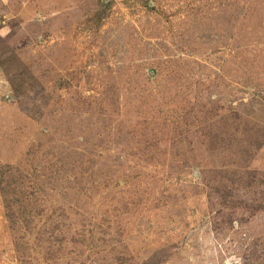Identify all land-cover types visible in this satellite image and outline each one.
I'll use <instances>...</instances> for the list:
<instances>
[{
    "label": "rangeland",
    "instance_id": "obj_1",
    "mask_svg": "<svg viewBox=\"0 0 264 264\" xmlns=\"http://www.w3.org/2000/svg\"><path fill=\"white\" fill-rule=\"evenodd\" d=\"M0 264H264V0H0Z\"/></svg>",
    "mask_w": 264,
    "mask_h": 264
}]
</instances>
